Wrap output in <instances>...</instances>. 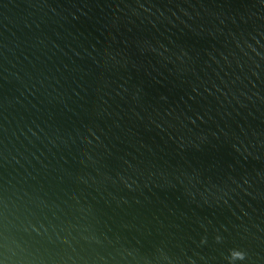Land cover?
<instances>
[{
  "label": "water",
  "instance_id": "obj_1",
  "mask_svg": "<svg viewBox=\"0 0 264 264\" xmlns=\"http://www.w3.org/2000/svg\"><path fill=\"white\" fill-rule=\"evenodd\" d=\"M0 264H264V0H0Z\"/></svg>",
  "mask_w": 264,
  "mask_h": 264
}]
</instances>
